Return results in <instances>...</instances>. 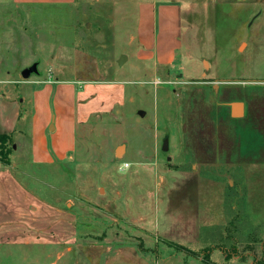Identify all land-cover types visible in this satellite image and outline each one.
<instances>
[{
	"label": "rangeland",
	"instance_id": "1",
	"mask_svg": "<svg viewBox=\"0 0 264 264\" xmlns=\"http://www.w3.org/2000/svg\"><path fill=\"white\" fill-rule=\"evenodd\" d=\"M150 1L160 0H0V93L29 99L43 80L127 88L123 105L79 132L68 162L34 168L19 147L24 166L13 170L71 215L76 240L0 244V264H90L102 244H134L150 264H261L264 0H209L205 16L187 14L173 67L137 60L139 9ZM33 65L38 73L23 79ZM233 103L244 117L231 116ZM243 183L254 197L232 210ZM162 233L193 241L175 248Z\"/></svg>",
	"mask_w": 264,
	"mask_h": 264
},
{
	"label": "crops",
	"instance_id": "2",
	"mask_svg": "<svg viewBox=\"0 0 264 264\" xmlns=\"http://www.w3.org/2000/svg\"><path fill=\"white\" fill-rule=\"evenodd\" d=\"M76 0H12L19 6H34L52 3L71 6ZM190 1V2H189ZM247 0H216L232 5ZM143 3L139 9L138 61H155L156 65L174 66L176 53L180 50V29L186 15H194L201 7L211 6L209 0H160ZM192 7L184 8V4ZM196 3V4H194ZM200 13L205 16V9ZM194 17V16H193ZM151 28L146 32L147 24ZM31 87L29 99L8 97L0 93V135L9 136L10 164L0 161V244L2 245H58L71 244L76 240V229L68 212L53 206L26 187L17 176L24 166L15 162L13 156L28 149V159L34 168H47L68 162L74 154L79 132L84 130L93 117L112 113L124 104L126 86L122 82L77 84L73 81L43 80ZM258 117V116H257ZM264 116H261V119ZM259 120V119H258ZM27 143V145H25ZM243 187L231 196V209L239 211L249 202L254 191ZM246 187V185H245ZM254 197V196H253ZM234 214V213H233ZM162 239L173 246L189 241H180L162 233ZM99 247L97 258L88 257L90 264H150L134 245ZM106 247V250L103 248ZM111 256V257H109Z\"/></svg>",
	"mask_w": 264,
	"mask_h": 264
},
{
	"label": "water",
	"instance_id": "3",
	"mask_svg": "<svg viewBox=\"0 0 264 264\" xmlns=\"http://www.w3.org/2000/svg\"><path fill=\"white\" fill-rule=\"evenodd\" d=\"M125 60V57H122L119 61V64L121 65ZM38 73V68H37V65H33L32 67L26 69L23 71L22 73V78L27 80L29 79L33 74H36ZM244 112H245V109H244V104L243 103H233L231 105V116L233 118H242L244 117ZM123 152V148H119L117 151H116V155L117 156H120Z\"/></svg>",
	"mask_w": 264,
	"mask_h": 264
},
{
	"label": "trees",
	"instance_id": "4",
	"mask_svg": "<svg viewBox=\"0 0 264 264\" xmlns=\"http://www.w3.org/2000/svg\"><path fill=\"white\" fill-rule=\"evenodd\" d=\"M11 144L9 136L0 135V161L7 165L10 164L8 157L11 152ZM173 247L183 249L182 246L173 245ZM261 264H264V257Z\"/></svg>",
	"mask_w": 264,
	"mask_h": 264
},
{
	"label": "flooded vegetation",
	"instance_id": "5",
	"mask_svg": "<svg viewBox=\"0 0 264 264\" xmlns=\"http://www.w3.org/2000/svg\"><path fill=\"white\" fill-rule=\"evenodd\" d=\"M244 115H245V112H244Z\"/></svg>",
	"mask_w": 264,
	"mask_h": 264
}]
</instances>
